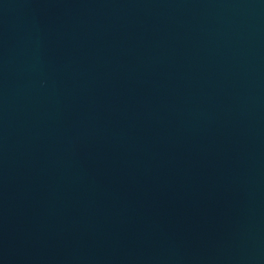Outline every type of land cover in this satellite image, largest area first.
<instances>
[{
	"label": "water",
	"instance_id": "95a60500",
	"mask_svg": "<svg viewBox=\"0 0 264 264\" xmlns=\"http://www.w3.org/2000/svg\"><path fill=\"white\" fill-rule=\"evenodd\" d=\"M0 264H264V0H0Z\"/></svg>",
	"mask_w": 264,
	"mask_h": 264
}]
</instances>
